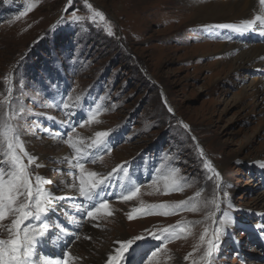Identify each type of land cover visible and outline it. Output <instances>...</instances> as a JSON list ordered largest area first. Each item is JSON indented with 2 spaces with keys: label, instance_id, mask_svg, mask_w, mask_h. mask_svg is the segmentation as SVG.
<instances>
[{
  "label": "rangeland",
  "instance_id": "rangeland-1",
  "mask_svg": "<svg viewBox=\"0 0 264 264\" xmlns=\"http://www.w3.org/2000/svg\"><path fill=\"white\" fill-rule=\"evenodd\" d=\"M202 3L0 0V175L7 180L16 170L7 123L33 190L39 177L50 194L48 211L21 229L44 223L56 236L44 242L57 257L39 255L40 239L35 264H84L98 251L103 264L113 257L112 264H206L207 240L221 217L235 224L207 264H264V241L254 233L264 224V64L243 61L255 42H233L227 31L236 30L195 13L229 0ZM94 12L104 19L93 20ZM55 125L67 134L55 133ZM77 162L104 181L98 189L112 210L89 218L65 257L56 231L69 221L52 217L72 204ZM14 218L5 213L0 239L11 238ZM164 229L167 239L152 235ZM136 236L143 238L121 257L122 242Z\"/></svg>",
  "mask_w": 264,
  "mask_h": 264
},
{
  "label": "snow or ice",
  "instance_id": "snow-or-ice-1",
  "mask_svg": "<svg viewBox=\"0 0 264 264\" xmlns=\"http://www.w3.org/2000/svg\"><path fill=\"white\" fill-rule=\"evenodd\" d=\"M261 4H264V0H260ZM91 8V5H89ZM99 17L101 20L104 19V14L102 12H94L92 19L94 20L96 17ZM74 20H80V16H73ZM257 22H259L257 24ZM218 28H229L234 29L238 32H245L249 30H255L257 27L259 28L260 34L264 35V15H257L254 19H247L243 22L236 24H220L216 25ZM168 111H172L171 108ZM185 128L188 125H184ZM13 129L5 124V130L3 132L4 138L7 142V149L11 153V161L13 166L15 167V171L9 174L7 180H5L3 175H0V221L4 220L5 213L12 214L15 218L12 220V228H11V238L7 240L0 239V264H35L34 253L35 247L39 240L44 237L45 232L47 231V226L44 223H40L38 226L26 225L21 229V225H25L26 221H30L31 218H35L39 220L42 214L48 211L46 207L48 203V199L50 194H46L44 189L39 186L40 178L37 177V184L35 186V190H33V184L30 181V175L26 171V165L21 162V156L17 154L16 147L17 143L14 142L13 138L9 135ZM107 133L105 132H97L96 136L98 138L105 137ZM71 143V140L69 141ZM100 139L94 141L92 146L100 144ZM72 147L76 150L80 155H86L87 153L82 152L81 148H77L75 143H72ZM21 152H23V147L20 145ZM27 155L26 153H24ZM35 158L29 157V164L33 162ZM205 168H210L211 164L206 163ZM74 167L79 168L80 170V195L82 197L87 198L88 200H92L93 192L99 188L104 181L97 182L94 177L97 175L95 172L85 173V168L83 163L77 162ZM219 176V172L216 173ZM220 185L217 184V188ZM139 189H137L138 191ZM135 192H131L128 196L124 197L125 200H131L135 195ZM215 203V201H214ZM183 203L178 205V207H183ZM217 210H219L220 205L218 203L215 204ZM167 205H157L153 206L154 208H164ZM100 208L107 209L108 204L105 201L99 205V208H96V211H99ZM153 209H149L152 211ZM194 210V209H193ZM88 217H93L94 212L88 211L86 213ZM131 219V214L129 215ZM235 224L234 220H227L221 217L217 223V226L212 230V236L207 240V250L204 254V260L207 264V261L211 259V257L215 254L214 250L218 251L219 245L223 241V236L226 234V231L229 227ZM257 231L264 236V224L255 225ZM207 233V229L205 230ZM165 233H169V229L162 230L161 233L155 235L156 239H167ZM143 237L136 236L132 240H128L126 242H122V248L119 250L121 257L125 250H128L129 247L133 244L134 240L141 239ZM201 241L205 240V236L202 235L200 237ZM155 255V253H153ZM68 254H65L67 257ZM38 259V258H37ZM115 260V257L110 258L109 264ZM57 264H68V259L65 258L63 261H57Z\"/></svg>",
  "mask_w": 264,
  "mask_h": 264
},
{
  "label": "bare ground",
  "instance_id": "bare-ground-1",
  "mask_svg": "<svg viewBox=\"0 0 264 264\" xmlns=\"http://www.w3.org/2000/svg\"><path fill=\"white\" fill-rule=\"evenodd\" d=\"M203 0H197V6L199 7L202 5ZM215 2L214 4H216ZM195 13L200 17V21H205L206 18L217 19L218 21H223L224 24H232L236 23L239 24L247 19H254L257 15H263L264 9L260 4V0H229V3L222 8L217 9L215 5L209 6L206 9H198L195 10ZM237 21L239 23H237ZM243 47V46H242ZM246 48V47H245ZM246 49H250V51L245 52L243 56L244 60H256L259 59V65L264 64V43H256ZM242 51L241 53H243ZM256 86V85H255ZM73 190H76V186L72 184L70 186ZM60 193L56 196H53L51 200H55ZM136 207V205H134ZM157 206V205H156ZM150 208V207H149ZM148 209V208H147ZM146 209V210H147ZM107 211H111L112 209L107 208ZM144 211V210H143ZM150 218L143 219L141 222L150 221ZM79 245L73 246V251L78 249ZM72 251V252H73ZM98 255V256H97ZM106 256L101 255L100 251L97 254H92L88 258L84 259V264H103L105 261Z\"/></svg>",
  "mask_w": 264,
  "mask_h": 264
}]
</instances>
